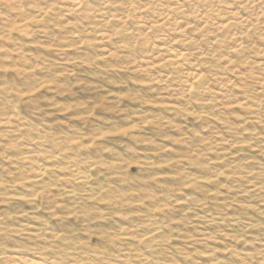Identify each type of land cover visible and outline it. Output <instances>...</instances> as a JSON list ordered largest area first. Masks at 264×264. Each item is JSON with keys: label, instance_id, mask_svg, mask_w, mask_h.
Returning a JSON list of instances; mask_svg holds the SVG:
<instances>
[{"label": "rangeland", "instance_id": "rangeland-1", "mask_svg": "<svg viewBox=\"0 0 264 264\" xmlns=\"http://www.w3.org/2000/svg\"><path fill=\"white\" fill-rule=\"evenodd\" d=\"M264 264V0H0V264Z\"/></svg>", "mask_w": 264, "mask_h": 264}, {"label": "bare ground", "instance_id": "bare-ground-1", "mask_svg": "<svg viewBox=\"0 0 264 264\" xmlns=\"http://www.w3.org/2000/svg\"><path fill=\"white\" fill-rule=\"evenodd\" d=\"M29 264H45V263L39 261H30Z\"/></svg>", "mask_w": 264, "mask_h": 264}]
</instances>
